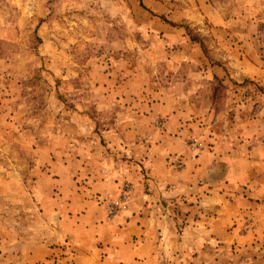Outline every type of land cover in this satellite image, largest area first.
Masks as SVG:
<instances>
[{"label": "rangeland", "instance_id": "1", "mask_svg": "<svg viewBox=\"0 0 264 264\" xmlns=\"http://www.w3.org/2000/svg\"><path fill=\"white\" fill-rule=\"evenodd\" d=\"M232 147L255 159L264 149V0H0V264H24L36 238L48 249L68 186L53 178L68 170L79 186L88 174L120 184L109 218L135 187L159 191L186 233L180 264H264V200L250 196L255 211L242 213ZM200 157L198 187L215 172L220 194L234 185L241 198L214 238L194 232L221 215L210 192L159 187L170 168L190 162L195 175Z\"/></svg>", "mask_w": 264, "mask_h": 264}, {"label": "crops", "instance_id": "2", "mask_svg": "<svg viewBox=\"0 0 264 264\" xmlns=\"http://www.w3.org/2000/svg\"><path fill=\"white\" fill-rule=\"evenodd\" d=\"M221 145L217 144L216 150L210 157L215 163V171H217V163L221 160L219 157L224 153L223 150L220 151ZM260 149L263 153H259L260 158L258 156L256 159L238 156L240 150L233 147L232 151L228 150L225 155L227 165L231 162L238 167L240 165L239 169L242 173L240 178L247 186L246 189L243 187V196H240L244 207L243 212L239 204L241 198L234 194V185H228L225 189L226 193L220 194L224 189L220 187L218 181L214 182L215 172H211L210 187H198L197 176L203 172L206 173L207 170L203 171L205 163L202 157L195 159V164L202 163V166L199 165L196 169L194 167L195 175L190 171V162L186 163L187 166L183 168V171L176 174L170 173L173 171L170 168L166 178L159 180L160 192L168 198L188 195L193 189H197L202 195L210 192L209 205L211 208L215 205L214 210L221 215H215L203 224H195L194 232L202 231L210 238H214V235L219 236L218 229L232 225L236 213L242 212L248 215L250 210L255 211L254 205L249 202L250 196L254 198L255 194H258L259 197L256 199L264 200V149ZM65 168L67 170L72 166ZM68 171H65L64 175L53 178L58 185L68 183V186L60 189L62 210L56 215L55 230L50 231L48 236V249L40 251V240L37 238L31 240L36 252L34 250L32 253L26 252L22 257L24 264L42 262L46 264H170L168 260H173L172 264H180L177 261L184 258L185 254L178 251H181L182 245L185 246L186 239L183 236L185 232L183 235L179 233L176 224L179 225L180 222H177L175 218L179 220L180 217L171 218L169 206L167 207L169 215L164 216V204L161 201L160 204L157 203L155 199L161 195L159 191L152 192L151 189L143 192L135 187L131 202L129 201L114 218H109L107 202L110 199L117 201L120 184H116L113 178L102 179L101 175L96 177V175L88 174L86 175L88 181L85 183L89 186H79L75 179L76 174ZM80 175L83 177L85 174L80 173ZM155 181L152 180V183ZM50 206L51 204L48 207ZM260 211L264 213L262 209ZM52 218L48 219L51 227H53ZM65 242L70 248L68 257L57 259L59 250L53 246H60Z\"/></svg>", "mask_w": 264, "mask_h": 264}, {"label": "built area", "instance_id": "3", "mask_svg": "<svg viewBox=\"0 0 264 264\" xmlns=\"http://www.w3.org/2000/svg\"><path fill=\"white\" fill-rule=\"evenodd\" d=\"M126 201V196L122 198V202L124 203ZM118 206L117 205H112V207H109V214L110 216L115 215L118 212Z\"/></svg>", "mask_w": 264, "mask_h": 264}]
</instances>
